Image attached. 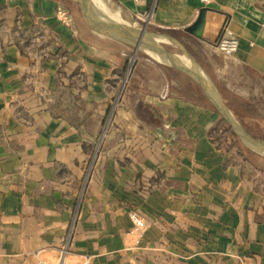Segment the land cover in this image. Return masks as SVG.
<instances>
[{
  "label": "crops",
  "instance_id": "0c3cea01",
  "mask_svg": "<svg viewBox=\"0 0 264 264\" xmlns=\"http://www.w3.org/2000/svg\"><path fill=\"white\" fill-rule=\"evenodd\" d=\"M102 1L169 28L231 114L234 92L264 126V0ZM73 19L56 0H0V264H264V154L221 143L197 75L89 43Z\"/></svg>",
  "mask_w": 264,
  "mask_h": 264
},
{
  "label": "rangeland",
  "instance_id": "374dc122",
  "mask_svg": "<svg viewBox=\"0 0 264 264\" xmlns=\"http://www.w3.org/2000/svg\"><path fill=\"white\" fill-rule=\"evenodd\" d=\"M56 1H59L61 6L63 7V9L70 11L72 13L73 18H74L73 21H74L75 25L77 24V27L80 28V31L82 32V35H83V39L87 40L89 43L99 45L100 42L103 41V42H105L104 47L107 49L114 51V48L117 50L120 47H124L126 49H129L130 52H131V50L133 51L135 49L137 52H139V55H143V54L149 55L151 58L155 57V58H158V59L165 62V60L154 49H150L149 47L144 46V45H139L140 42L138 39H137V41L134 42L133 40L129 39V37H123L120 35L101 34L98 31H94L93 28L91 26H89L88 23L82 18V16L78 12H76L77 10H76L75 5H74L72 0H56ZM98 4L101 5V7H102L101 11L103 12V14L106 13V14L114 16L115 14L119 13L118 10H116V11L111 10L109 5H104L102 0H100V2L98 1ZM102 12H100V13H102ZM115 17L119 18L123 21L129 22V23H135V24H138L139 26L148 27L149 29H156V30H160V31L164 30L166 32L169 31V28H167V27H161L155 23L150 24V21H152V18L148 17L147 15H141L140 14L138 16H134V15H130V13H128L126 10H124L123 14L117 15ZM71 24H73V22H71ZM222 33H223V31L221 32V35H222ZM233 35H234V37L237 38V40L239 42V39H238V36L236 35V33H233ZM231 37H233V36H231ZM102 39H104V40H102ZM140 41H142V40H140ZM112 42H114V43H112ZM145 43L149 44L148 42H145ZM157 43L158 44L155 45L157 48H161L163 51L170 53V54L175 53V54L180 55L182 57V54L178 51V49L172 43L166 42L163 40H159V39H157ZM150 45H151V43H150ZM182 60L185 64L183 68H185L187 71H190L192 74L194 73L195 75H196L195 71H199L200 76H198V77H199L201 87L203 86L206 89L207 86L204 83L201 71L199 69L195 68L188 61V59L182 57ZM128 63H129V65L131 64L130 59H129ZM195 75H194V77L197 78ZM221 84H224V83H221ZM224 88H225V85H224ZM229 88H230V86H229ZM226 93L231 95L232 91L226 89ZM208 94H209V92H208ZM209 96H210V94H209ZM239 100L240 99L238 98V96L235 95L233 92L232 97H230V99H229V101L234 104V105H230V107L233 108L232 116L236 119L237 123L240 125V127L246 133H248L249 135L253 134L256 138L264 140V126H262L263 122L257 121L255 119L256 118L255 114L249 113L247 111L250 109V107L246 104L240 103ZM105 121H106V119H105ZM223 122H225V125H226L228 131L225 132L224 136L221 137V143L224 144L225 142L228 141V139H230L232 142L229 145V149H231L233 154H236V153H241L243 155H246V154H248V155L257 154L258 155V153L264 154V151H261V149H259L257 147L250 146L248 143H246L241 138L236 136L234 134V132L232 131L230 125L226 121H223ZM95 124L96 123H94V125ZM108 132H109L108 129L107 130L103 129L101 136H100L101 141L107 136ZM236 158H238L239 161L241 160L240 157H236ZM95 162H96L95 157H93V156L90 157L88 164H87V172L92 171V165L94 163V166H95ZM241 164L243 166H246V165H249L251 163L247 160L246 157H242ZM93 169H94V167H93ZM86 173H85L83 181H82V184H83L82 189H81L80 193L78 194V199H77L78 204L81 202V199L84 196V192H85V188H86V182H87L86 181L87 180L86 179V176H87ZM39 258L44 260L41 256H37L38 264H39Z\"/></svg>",
  "mask_w": 264,
  "mask_h": 264
},
{
  "label": "water",
  "instance_id": "95a60500",
  "mask_svg": "<svg viewBox=\"0 0 264 264\" xmlns=\"http://www.w3.org/2000/svg\"><path fill=\"white\" fill-rule=\"evenodd\" d=\"M72 1L77 10L76 12L82 16L94 31H98L101 34L120 35L123 37L135 36L138 40H142L147 36L172 43L183 57H186L195 68L201 71L202 78L211 92L213 104L222 118L230 125L234 134L250 146L257 147L261 149V151H264V140L249 135L240 127L224 103L223 97L216 83L212 80L204 66L194 57L190 49L182 41L164 30L149 29L145 26H139L135 23L123 21L113 15L95 11L86 4L85 0ZM206 12L207 8H202L195 22L185 30L188 33L198 34L205 24Z\"/></svg>",
  "mask_w": 264,
  "mask_h": 264
},
{
  "label": "bare ground",
  "instance_id": "6f19581e",
  "mask_svg": "<svg viewBox=\"0 0 264 264\" xmlns=\"http://www.w3.org/2000/svg\"><path fill=\"white\" fill-rule=\"evenodd\" d=\"M85 2L91 9H94L95 11L102 12L101 11L102 7H101V5L98 4L97 0H85ZM129 39H131L135 42V41H137L138 38L135 36H132V37H129ZM139 42H140L139 45H144V46L149 47L150 49H154L169 64H172V65L179 67L181 69H185V68H183L185 64H184L182 57L180 55H177L175 53L174 54L167 53V52L163 51L161 48H157L155 46L156 44H158L157 39L146 36L142 39V41L139 40ZM145 42H149V44H146ZM150 43H151V45H150ZM195 73L197 76H200L199 71H195ZM251 135L254 136L253 134H251Z\"/></svg>",
  "mask_w": 264,
  "mask_h": 264
},
{
  "label": "built area",
  "instance_id": "2783aa9c",
  "mask_svg": "<svg viewBox=\"0 0 264 264\" xmlns=\"http://www.w3.org/2000/svg\"><path fill=\"white\" fill-rule=\"evenodd\" d=\"M204 3L209 2V0H202ZM66 16V13H64ZM223 33L219 38L218 41V46L220 47L221 50H223L225 53H234L237 51L239 42L236 37L233 35V31L230 28V26L227 24L223 27ZM233 36V37H231ZM236 39V40H235ZM39 264H46V262L42 259L39 258ZM83 264H88V262H85Z\"/></svg>",
  "mask_w": 264,
  "mask_h": 264
},
{
  "label": "trees",
  "instance_id": "16d2710c",
  "mask_svg": "<svg viewBox=\"0 0 264 264\" xmlns=\"http://www.w3.org/2000/svg\"><path fill=\"white\" fill-rule=\"evenodd\" d=\"M224 127L226 128V130H225V131L227 132L228 130H227V127H226V125H224Z\"/></svg>",
  "mask_w": 264,
  "mask_h": 264
}]
</instances>
